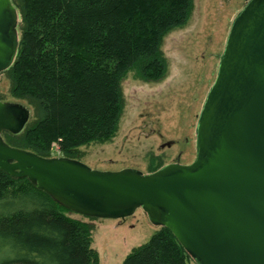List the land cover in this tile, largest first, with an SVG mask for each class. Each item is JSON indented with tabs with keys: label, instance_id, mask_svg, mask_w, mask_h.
Here are the masks:
<instances>
[{
	"label": "trees",
	"instance_id": "1",
	"mask_svg": "<svg viewBox=\"0 0 264 264\" xmlns=\"http://www.w3.org/2000/svg\"><path fill=\"white\" fill-rule=\"evenodd\" d=\"M10 1L18 46L3 74L30 118L20 133L3 132V140L42 158L55 152L74 160L77 148L116 133L127 73L144 82L164 79L162 40L183 27L193 10V0ZM162 166L151 165L148 173ZM69 214L27 179L0 171V264H98L92 225ZM190 263L166 228L122 262Z\"/></svg>",
	"mask_w": 264,
	"mask_h": 264
},
{
	"label": "water",
	"instance_id": "2",
	"mask_svg": "<svg viewBox=\"0 0 264 264\" xmlns=\"http://www.w3.org/2000/svg\"><path fill=\"white\" fill-rule=\"evenodd\" d=\"M18 17L0 0V74L18 46ZM30 111L0 100V171L27 179L71 213L122 220L141 209L168 229L194 264H264V0L234 18L195 130L196 155L143 174L101 172L65 157L9 146Z\"/></svg>",
	"mask_w": 264,
	"mask_h": 264
},
{
	"label": "rangeland",
	"instance_id": "3",
	"mask_svg": "<svg viewBox=\"0 0 264 264\" xmlns=\"http://www.w3.org/2000/svg\"><path fill=\"white\" fill-rule=\"evenodd\" d=\"M247 1L193 0L187 23L162 40L167 65L164 79L144 82L133 71L127 73L120 84L123 109L116 133L104 143L77 148L75 160L95 171L132 169L143 174H148L151 165L191 164L199 113L216 78L230 26ZM9 87L8 78L1 74L0 100L26 106L10 95ZM51 155L61 157L55 152ZM68 216L92 225L91 248L98 264H122L134 248L160 230L141 209L122 220Z\"/></svg>",
	"mask_w": 264,
	"mask_h": 264
},
{
	"label": "flooded vegetation",
	"instance_id": "4",
	"mask_svg": "<svg viewBox=\"0 0 264 264\" xmlns=\"http://www.w3.org/2000/svg\"><path fill=\"white\" fill-rule=\"evenodd\" d=\"M3 74V73H2ZM1 75V74H0Z\"/></svg>",
	"mask_w": 264,
	"mask_h": 264
}]
</instances>
